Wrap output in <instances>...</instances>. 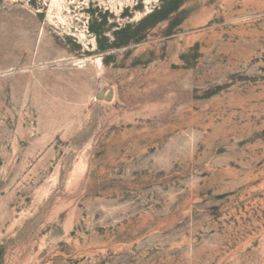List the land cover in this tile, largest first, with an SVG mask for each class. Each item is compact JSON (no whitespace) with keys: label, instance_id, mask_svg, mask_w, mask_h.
<instances>
[{"label":"rangeland","instance_id":"rangeland-1","mask_svg":"<svg viewBox=\"0 0 264 264\" xmlns=\"http://www.w3.org/2000/svg\"><path fill=\"white\" fill-rule=\"evenodd\" d=\"M0 264H264V0H0Z\"/></svg>","mask_w":264,"mask_h":264}]
</instances>
